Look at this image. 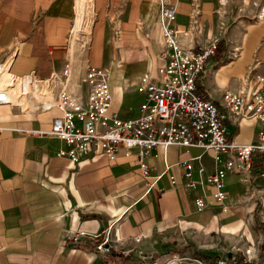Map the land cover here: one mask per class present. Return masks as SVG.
<instances>
[{"label": "crops", "instance_id": "0c3cea01", "mask_svg": "<svg viewBox=\"0 0 264 264\" xmlns=\"http://www.w3.org/2000/svg\"><path fill=\"white\" fill-rule=\"evenodd\" d=\"M162 3L175 9V20L164 18ZM260 7L264 0H94L90 31L74 33L81 29L76 0H0V62L12 58L11 72L33 74L39 87L55 77L54 102L66 69L67 90L85 102L88 67L105 68L113 107L126 119L139 114L141 75H163V28L169 25L185 48L199 50L223 37L221 57L211 58L199 80L201 92L220 103L253 66L264 72V12L257 20L236 16L228 31V11ZM235 47L239 56L224 59ZM29 107L0 104V264H215L221 257L245 256L264 261V179L256 174L257 159L253 174L228 173L230 207L224 211L216 189L205 183L216 168L213 150L155 148L147 160L151 174L163 176L148 191L137 149L126 155L120 148L114 159L90 153L76 163L59 154L69 144L41 134L60 110ZM226 125L229 140L258 141L257 119L229 113ZM189 157L195 159V187L187 185L181 164ZM198 195L206 199L203 210L196 207ZM107 233L116 246L109 256L96 248Z\"/></svg>", "mask_w": 264, "mask_h": 264}, {"label": "built area", "instance_id": "2783aa9c", "mask_svg": "<svg viewBox=\"0 0 264 264\" xmlns=\"http://www.w3.org/2000/svg\"><path fill=\"white\" fill-rule=\"evenodd\" d=\"M225 1L220 0V3L224 4ZM161 7L164 18L175 20L176 11L172 6L162 3ZM77 17L76 0V19ZM81 31L82 29L74 30V33ZM178 34V30L169 25L164 26L166 50L162 55L166 59L165 69L159 79L150 72L141 75L140 91L144 93V99L137 116L124 119L113 107L107 69L95 65L88 67L84 79L88 88L85 102L67 90L70 71L66 69L64 86L55 99V106L61 113L55 118L51 129L41 131V134L60 138L69 144V148L59 154L76 163L90 153H103L114 159L120 148L125 149L126 155L137 149L139 167L147 179L148 191L163 176V173L154 176L151 174L152 167L147 156L155 148L179 145L211 149L216 154V168L207 175L205 183L216 189L215 197L222 202L223 210L227 211L230 203L227 201L228 193L225 188L229 172L253 174L258 161L259 170L256 174L264 179V75L249 73L237 90H225L221 102L217 103L201 92L199 80L211 58L220 49L223 37H213L197 50L183 47ZM238 56V47L223 53V58L227 60L236 59ZM12 63V58L0 62V104L22 106L13 100L12 89L15 87H20L24 94H29L28 87L33 92L50 93V84L55 77L39 87L33 74L17 76L12 73ZM229 113L240 118L257 119L261 124L258 141L237 144L234 140H229L226 125ZM194 160L189 157L181 163L185 167L187 185L193 187L197 185V181L192 178ZM171 180L172 183L176 182L173 176ZM195 204L198 210L206 208L205 197L198 195ZM96 248L102 255L109 256L116 246L111 243L107 233ZM124 252L130 253V250ZM250 252L251 249L248 248L246 255ZM195 260L197 264H210ZM215 264H264V261L254 262L247 256L242 259L221 257Z\"/></svg>", "mask_w": 264, "mask_h": 264}, {"label": "bare ground", "instance_id": "6f19581e", "mask_svg": "<svg viewBox=\"0 0 264 264\" xmlns=\"http://www.w3.org/2000/svg\"><path fill=\"white\" fill-rule=\"evenodd\" d=\"M91 0H77V19H76V27H83L87 20L86 17L88 16L87 13L90 7ZM6 78V75H4ZM29 94H24L21 92L20 87H15L12 89L13 100L15 103L21 104L23 107L31 106L33 108H42L44 110L51 109L54 107L55 102L51 98L50 93H38L33 92L31 87L27 88Z\"/></svg>", "mask_w": 264, "mask_h": 264}, {"label": "rangeland", "instance_id": "374dc122", "mask_svg": "<svg viewBox=\"0 0 264 264\" xmlns=\"http://www.w3.org/2000/svg\"><path fill=\"white\" fill-rule=\"evenodd\" d=\"M262 8L261 7L260 8H254L253 11H251L249 9H246L244 11H240L238 9L237 10L235 9V11H228V13L231 15V18H232L230 20L229 25H228V31L230 30V28L233 27L234 23H231V22L235 21L236 16H238V17L241 16V18H243V19H249V18L251 19L253 17V15H255V20H257L260 17L261 13L263 15V12H264L263 9L264 8L263 9ZM93 13H94L93 0H91L90 1V7H89V13H87L88 16L86 17L87 22L85 25H82L83 27L77 28V29H79V28L82 29L81 33L82 32L88 33L90 31L92 20H93V16H92ZM224 49H225V47H224ZM251 74H263L264 75V72L255 70L254 66H253L251 68ZM29 108L32 109V107H29ZM263 224H264V222H263ZM229 259H231V258H229Z\"/></svg>", "mask_w": 264, "mask_h": 264}, {"label": "trees", "instance_id": "16d2710c", "mask_svg": "<svg viewBox=\"0 0 264 264\" xmlns=\"http://www.w3.org/2000/svg\"><path fill=\"white\" fill-rule=\"evenodd\" d=\"M221 53H222V51L219 49L215 56H218V58H220L221 57ZM263 249H264V244H263Z\"/></svg>", "mask_w": 264, "mask_h": 264}]
</instances>
